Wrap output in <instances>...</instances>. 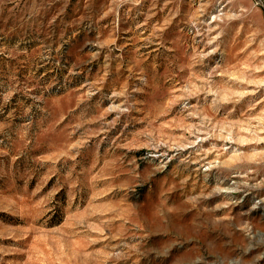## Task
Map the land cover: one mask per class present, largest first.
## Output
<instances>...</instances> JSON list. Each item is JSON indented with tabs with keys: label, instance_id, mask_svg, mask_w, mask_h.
Instances as JSON below:
<instances>
[{
	"label": "rangeland",
	"instance_id": "1",
	"mask_svg": "<svg viewBox=\"0 0 264 264\" xmlns=\"http://www.w3.org/2000/svg\"><path fill=\"white\" fill-rule=\"evenodd\" d=\"M0 264H264V0H0Z\"/></svg>",
	"mask_w": 264,
	"mask_h": 264
}]
</instances>
